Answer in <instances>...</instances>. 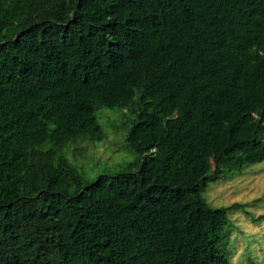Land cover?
Masks as SVG:
<instances>
[{"label":"trees","instance_id":"1","mask_svg":"<svg viewBox=\"0 0 264 264\" xmlns=\"http://www.w3.org/2000/svg\"><path fill=\"white\" fill-rule=\"evenodd\" d=\"M113 109L134 157L84 182ZM258 162L264 0H0V264H229L202 193Z\"/></svg>","mask_w":264,"mask_h":264},{"label":"rangeland","instance_id":"2","mask_svg":"<svg viewBox=\"0 0 264 264\" xmlns=\"http://www.w3.org/2000/svg\"><path fill=\"white\" fill-rule=\"evenodd\" d=\"M122 113L100 110L97 123L105 139L94 144L78 143L69 147L67 158L73 162L84 182L98 176L112 177L134 157L124 145V133L118 129ZM79 152H82L80 155ZM76 160V161H75ZM230 179L209 182L202 198L212 209L228 208L229 226L223 251L229 264H264V162L243 169Z\"/></svg>","mask_w":264,"mask_h":264}]
</instances>
